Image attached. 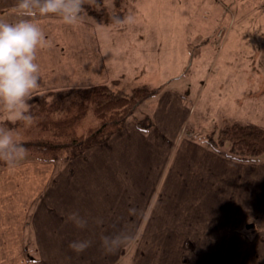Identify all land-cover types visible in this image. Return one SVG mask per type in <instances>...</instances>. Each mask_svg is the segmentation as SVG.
Here are the masks:
<instances>
[{
    "label": "crops",
    "instance_id": "0c3cea01",
    "mask_svg": "<svg viewBox=\"0 0 264 264\" xmlns=\"http://www.w3.org/2000/svg\"><path fill=\"white\" fill-rule=\"evenodd\" d=\"M228 1L238 5L241 0ZM15 3L0 0V19L20 18L22 10ZM96 3L82 0V7ZM123 14L120 23L127 18ZM84 15L72 25L54 14L33 17L48 37L37 57L39 87H89L118 80L99 53L104 43L118 44L125 30L101 27L104 23L87 21ZM141 35H134L132 43ZM146 104L143 113L152 119L146 132L129 122L106 142L66 162L24 160L0 170V264H119L120 259L130 264H264V235H202L195 243L187 238L213 247L186 253L162 249L125 254L121 247L103 251L101 234L124 227L135 231L141 220L145 230H264V155L241 162L193 134L184 135L191 105L175 91L160 90ZM71 211L86 215L87 226L78 228L68 220ZM96 218L103 222L97 224ZM76 238H88L91 244L77 253L68 246ZM234 240L251 248L215 252L216 244ZM159 241L186 243L184 236Z\"/></svg>",
    "mask_w": 264,
    "mask_h": 264
},
{
    "label": "rangeland",
    "instance_id": "374dc122",
    "mask_svg": "<svg viewBox=\"0 0 264 264\" xmlns=\"http://www.w3.org/2000/svg\"><path fill=\"white\" fill-rule=\"evenodd\" d=\"M89 7L106 12L110 21L101 27L125 30L122 31L125 37L121 36L118 44L100 46L99 56L109 74L118 75L116 85H110L115 94L128 96L141 85L158 88V92L164 89L177 92L191 105L192 116L184 127V135L193 134L207 145L212 138L216 145L212 149L227 153L234 160L237 159L229 153L228 142L218 145L219 131L233 123L255 124L264 129V0L262 3L241 0L238 5L228 0H119L118 6L112 0H99ZM123 13L131 16V21L125 19L120 23L116 19L125 17ZM83 17L93 21L87 14ZM138 33L142 34L143 42L139 44L141 39L135 38L136 42L132 43ZM123 41H128V45ZM57 89L38 87L31 93V103L37 102L34 97ZM148 99L139 104L129 122L144 117ZM32 125L33 122L25 125L9 121L0 111V126L14 128L19 140L28 138ZM24 160L27 159L15 164ZM137 224L141 225L135 229L139 230V239L131 246L121 247L125 254L159 253L162 249L186 253L213 247L191 243L201 240L202 235L230 238L264 235V230L252 228L145 230L142 220ZM165 236L168 241L173 236H184L186 243L160 244V237L162 240ZM235 240L216 244L215 252L251 248V245L233 244ZM130 262L120 259L119 264Z\"/></svg>",
    "mask_w": 264,
    "mask_h": 264
},
{
    "label": "trees",
    "instance_id": "16d2710c",
    "mask_svg": "<svg viewBox=\"0 0 264 264\" xmlns=\"http://www.w3.org/2000/svg\"><path fill=\"white\" fill-rule=\"evenodd\" d=\"M112 2L119 4V0ZM82 13L97 23L110 21L102 9L82 7ZM116 83L114 80L110 84L57 89L34 97L37 102L31 103L34 116L31 132L28 138L20 140L27 147L28 157L24 158L44 163L66 162L121 131L139 104L158 93V88L141 85L133 88L128 96L115 94L110 85ZM143 116L133 122L146 132L152 127V119L147 113ZM208 141L216 147L212 138ZM217 142L218 145L228 142L229 153L241 162L264 155V129L255 124H229L219 131ZM12 165L0 158V170Z\"/></svg>",
    "mask_w": 264,
    "mask_h": 264
},
{
    "label": "clouds",
    "instance_id": "9594fccd",
    "mask_svg": "<svg viewBox=\"0 0 264 264\" xmlns=\"http://www.w3.org/2000/svg\"><path fill=\"white\" fill-rule=\"evenodd\" d=\"M14 7L21 9L20 18L0 19V111L9 121L30 125L34 116L31 111V93L39 87L41 66L38 52L48 44V37L36 16L54 14L65 24L79 22L82 0H16ZM118 21L119 17L116 18ZM131 21L132 17L126 18ZM27 153L26 145L18 139L14 128L0 126V158L9 164L22 160ZM76 227L84 228L89 222L86 215L71 211L67 215ZM97 224L102 218H96ZM139 230L127 227L100 235V246L104 252L131 246L139 239ZM91 244L88 238H76L68 242L73 251L79 253Z\"/></svg>",
    "mask_w": 264,
    "mask_h": 264
}]
</instances>
